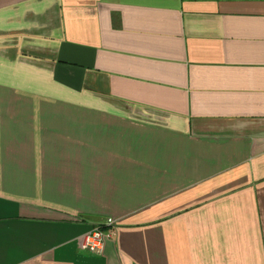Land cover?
I'll list each match as a JSON object with an SVG mask.
<instances>
[{
  "label": "crops",
  "instance_id": "0c3cea01",
  "mask_svg": "<svg viewBox=\"0 0 264 264\" xmlns=\"http://www.w3.org/2000/svg\"><path fill=\"white\" fill-rule=\"evenodd\" d=\"M0 264H264V0H0Z\"/></svg>",
  "mask_w": 264,
  "mask_h": 264
},
{
  "label": "built area",
  "instance_id": "2783aa9c",
  "mask_svg": "<svg viewBox=\"0 0 264 264\" xmlns=\"http://www.w3.org/2000/svg\"><path fill=\"white\" fill-rule=\"evenodd\" d=\"M116 221L113 218H108L104 223L95 226L80 238V245L83 249L102 254L106 239L115 233Z\"/></svg>",
  "mask_w": 264,
  "mask_h": 264
}]
</instances>
